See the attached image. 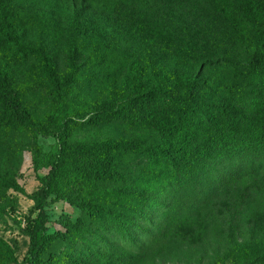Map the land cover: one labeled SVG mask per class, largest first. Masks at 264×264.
<instances>
[{
    "label": "trees",
    "instance_id": "trees-1",
    "mask_svg": "<svg viewBox=\"0 0 264 264\" xmlns=\"http://www.w3.org/2000/svg\"><path fill=\"white\" fill-rule=\"evenodd\" d=\"M208 1L250 52L245 62L219 52L204 57L230 70L225 80L157 65L90 24L81 45L60 56L27 40L16 0H0V135L58 140L40 160L48 172L33 195L39 211L28 219V252L20 261L0 237V264H157L178 256L186 236L213 227L224 196L233 264H264V0ZM96 61L120 71L93 97L83 82ZM29 64L33 84L57 106L74 104L73 116H38L17 80ZM112 122L135 133L74 138L77 126ZM19 160V152L0 146V197L16 185ZM49 198L66 200L80 215L61 214L52 231Z\"/></svg>",
    "mask_w": 264,
    "mask_h": 264
},
{
    "label": "rangeland",
    "instance_id": "rangeland-1",
    "mask_svg": "<svg viewBox=\"0 0 264 264\" xmlns=\"http://www.w3.org/2000/svg\"><path fill=\"white\" fill-rule=\"evenodd\" d=\"M26 14L25 30L31 43H43L53 52L63 55L70 47L80 46L82 27L90 24L103 36L115 35L146 59L157 65L179 69L190 76H215L225 80L230 70L222 63L206 64L205 56L219 52L234 59L247 61L250 52L232 31L228 23L211 7L208 0H16ZM81 4L86 5L80 9ZM89 44L93 39L87 41ZM90 66V65H89ZM120 71L115 66H102L99 61L84 73L83 92L93 97L105 92L110 79ZM17 80L24 89L30 106L42 119L73 116L71 102L56 105L54 100L36 87L32 66L18 69ZM135 130L120 122L100 126H77V140H104L133 135ZM54 136L18 134L7 131L0 135V146L20 153L14 178L16 185L0 197V237L12 246L22 261L29 249L27 225L29 217L38 214L34 193L41 187V178L48 169L41 166L45 153L56 149ZM229 197L224 196L213 208V227L196 238L186 236L181 253L171 259H160L157 264H233L227 231ZM49 213L50 229L61 214L73 218L80 210L66 200L44 205Z\"/></svg>",
    "mask_w": 264,
    "mask_h": 264
}]
</instances>
